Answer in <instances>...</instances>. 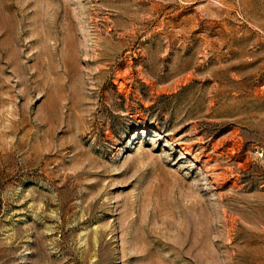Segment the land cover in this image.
<instances>
[{"label":"rangeland","instance_id":"374dc122","mask_svg":"<svg viewBox=\"0 0 264 264\" xmlns=\"http://www.w3.org/2000/svg\"><path fill=\"white\" fill-rule=\"evenodd\" d=\"M0 264H264V0H0Z\"/></svg>","mask_w":264,"mask_h":264}]
</instances>
